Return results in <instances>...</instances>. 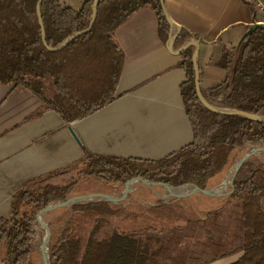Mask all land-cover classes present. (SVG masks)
<instances>
[{"label":"trees","instance_id":"trees-1","mask_svg":"<svg viewBox=\"0 0 264 264\" xmlns=\"http://www.w3.org/2000/svg\"><path fill=\"white\" fill-rule=\"evenodd\" d=\"M37 2L0 0V85L28 92L40 104L37 115L52 111L65 124L83 120L117 98L124 56L115 34L125 21L149 7L158 19L160 39L164 43L169 39L162 0H99L91 30L63 50L49 52L42 42ZM92 4L93 0H85L81 9L73 10L60 0H43L46 45L57 48L67 38L87 30ZM186 42L180 35L174 49ZM193 52L194 48L186 50L178 64L185 76L179 91L192 128V142L158 161L87 157L63 184L49 180L25 185L13 197L9 216L0 219V264H41L34 246L36 214L54 200L72 198L84 180H97L115 189L138 179L170 188L193 184L207 190L251 145H264V124L239 116H219L200 104ZM220 66L226 71L225 81L209 93L201 92L203 98L220 108L264 117V31L257 29L238 47L226 51ZM234 186L227 200L194 196L175 209L125 211L99 203L74 206L61 216L53 212L50 264H160L156 258L162 250L163 264H171L178 234L194 221L204 223L223 214L225 203L231 209L232 230L236 215L240 231V244L229 249V254L242 256L231 264H264V162L258 157L247 161ZM107 223L114 225L109 235L104 232ZM153 233L171 236L158 250L157 240L141 239Z\"/></svg>","mask_w":264,"mask_h":264},{"label":"crops","instance_id":"crops-1","mask_svg":"<svg viewBox=\"0 0 264 264\" xmlns=\"http://www.w3.org/2000/svg\"><path fill=\"white\" fill-rule=\"evenodd\" d=\"M60 1L64 7L79 10L85 0ZM162 3L187 42L178 50L173 44L170 52L167 42L174 32L169 30V39L164 43L158 35L154 11L146 7L135 13L115 34L124 56L117 98L91 116L65 124L52 111L37 115L40 104L35 97L0 85V219L9 216L13 197L26 184L78 168L87 157L158 161L192 142V128L179 91L185 76L178 66L180 56L175 53L189 42L198 44L199 88L209 93L213 86L225 81L227 74L220 66L221 59L244 40L255 24L254 14L243 0ZM262 207L264 210V202ZM210 218L192 224L202 230ZM188 237L182 239L193 244L204 238L205 243H210L208 249L214 246L205 233ZM149 238L157 240L155 249L159 250L163 244L158 242L160 234L141 236L144 241ZM241 256L242 253L228 251L196 264H231ZM156 259L163 264V250Z\"/></svg>","mask_w":264,"mask_h":264},{"label":"water","instance_id":"water-1","mask_svg":"<svg viewBox=\"0 0 264 264\" xmlns=\"http://www.w3.org/2000/svg\"><path fill=\"white\" fill-rule=\"evenodd\" d=\"M42 2L43 0H38L36 4V13H37L38 22L41 28V32H42V42L44 44L45 49L48 50L49 52H59L63 50L66 46H68L77 37L91 30L96 20L99 0H93L92 18H91L89 28L85 31L77 33L76 35L72 37L67 38L62 44H60L57 48H54V49L49 48L46 45L45 32H44V27H43L42 18H41ZM165 18H166L167 23L170 26L171 32H174L173 35H171V38L167 42V48L171 52L176 38L180 35V28L168 17L167 14H165ZM257 29H261L264 31V25L259 24V23L253 24L250 30L247 32L245 38L250 36ZM189 48L195 49L193 52V56H192V62L194 65V82H195V88H196V96L200 104L209 112L219 115V116H239V117L248 119L255 123L264 124V117L255 116V115L242 112V111H238L235 109H223V108L215 107L203 98L202 93L199 88L200 77H199V70L197 67L198 44H196L195 42H189L180 51L175 53V55L181 56ZM261 155H264V145L263 144L251 145L244 152V154H242L241 157L234 163V165L230 168V170L227 172L225 177L222 180H220L218 184H216L214 187L207 189V190H203L193 184H187V185L177 187V188H170L163 184H155V183H150V182H144L138 179H132L127 184L124 185L125 188H127L132 182L139 181L147 185L148 187H153V186L161 187L164 189V193L155 194L152 190H150L151 192L150 195H147V196L141 195V196L134 197L132 199H127L126 196L124 195H120L116 197V195L107 193V194L100 195V196L99 195L97 196H93V195L77 196L73 198L54 200L48 203L47 206H45L42 210H40L36 214L35 225L39 226V231L38 232L36 231L35 241L38 247L40 258L42 260V264H50V260H49V239L51 235L50 217H51V212L57 208H64L67 210H72L74 206L108 203V204H111L125 211H129L130 209L135 208V207H145L146 209L156 208V209L164 210L167 208H173V209L179 208L183 206L186 201H188L191 197L195 195L227 200L235 191L234 181L241 167L251 158L261 156ZM76 167H73L69 170H64L52 176H48V177H45V178H42L36 181H32L26 184V187H29L30 185H33V184H38V183H43L49 180H53L56 177L70 173ZM225 187H226V191H224ZM178 191L181 192V194H177L176 192ZM169 198H170V201H168L167 203H162L164 200H168ZM172 200H176L177 202L172 201ZM43 215L46 216V220L45 222L39 225V223L41 222V217ZM43 232L47 233L45 247H43L42 243L40 242V234Z\"/></svg>","mask_w":264,"mask_h":264},{"label":"rangeland","instance_id":"rangeland-1","mask_svg":"<svg viewBox=\"0 0 264 264\" xmlns=\"http://www.w3.org/2000/svg\"><path fill=\"white\" fill-rule=\"evenodd\" d=\"M210 104L215 106V107H218L217 103L215 104V103L211 102ZM240 157H241V155L239 156V158ZM258 158H260V160L262 162H264V155H261ZM227 172H225L220 178H218L213 183V185L215 186L216 184H218V182L225 177ZM72 176H74V173L69 175V176L61 175L59 177L54 178L51 181H53L54 183L63 184L65 182H67L69 180V178ZM214 186H212V187H214ZM150 190H152L155 194H163L164 193V189L161 187H158V186L148 187L147 185H145L139 181L132 182L130 184V186L127 188L122 186V187H119V189H115V188L106 187V186L102 185V183L97 181V180H84L76 187V193L77 194H74V196H72V198L77 197V196H91V195H93V196L99 195L100 196V195H104V194L109 193V194L116 195V197L120 196V195H124V196H126L127 199H132L134 197L141 196V195H144V196L150 195V193H151ZM193 197H191V198H193ZM168 201H170V198L168 200H164L163 202L162 201L161 202L167 203ZM172 201H176V200H172ZM137 208H140V207H135V208H132L130 210L137 209ZM141 208L146 209L145 207H141ZM151 209H156V208H151ZM151 209H146V210H151ZM168 209H173V208H167L164 210H168ZM221 209H222V211H224V213L221 215H217L216 218L211 217L208 220L207 225L205 226L206 229H205V227H202V230H201L199 227H197V225L190 224L188 229H186L185 231L178 234L176 240L173 242L172 248L174 250V259L171 261V264H196V263H199L201 261L208 259L209 257L216 256V255L224 253V252H228L229 249L236 248L239 246L240 243H239L238 239L240 237V231L238 229L239 228L238 217L236 215L234 216V218H236L235 219L236 221L234 224L235 230L233 231L232 230L233 229V220L231 217L230 207L227 205H224ZM65 211H69V210L64 209V208H57V209L53 210L51 212V217H50L51 222L54 219V216L52 214L53 212H57L56 214H58V216H61L62 212H65ZM45 220H46V216L43 215L41 217V222L43 223V222H45ZM51 222H50V224H51ZM39 225H40V223H39ZM36 227H37V232H38L39 226L37 225ZM113 228H114V225H112V224L108 225V223H107L104 226V232H108L107 235H109L113 231ZM204 229H205V231H204ZM198 233H203V234L205 233L209 238L212 239L211 244H214V246H212L211 248L208 249L207 247H208V245L210 246V243H205L204 238L203 239L201 238L200 242L197 241V242H194L193 244L190 241H186V240L182 239V238H188L189 239L188 236L190 234H198ZM78 235L82 236L83 232L79 233ZM170 236L171 235L165 234V233L160 234V238H162V239H160L158 242L163 243L164 240ZM178 240H180L179 244L176 243ZM40 242L43 244V233L40 234ZM206 244H207V246H206ZM217 244L220 245V247L215 248V246ZM34 246H35V250L37 252V257L42 264V260L40 258V254L38 252V247H37L36 241H34ZM188 250H190V252Z\"/></svg>","mask_w":264,"mask_h":264},{"label":"built area","instance_id":"built-area-1","mask_svg":"<svg viewBox=\"0 0 264 264\" xmlns=\"http://www.w3.org/2000/svg\"><path fill=\"white\" fill-rule=\"evenodd\" d=\"M248 5L254 14V23L264 25V0H243Z\"/></svg>","mask_w":264,"mask_h":264},{"label":"bare ground","instance_id":"bare-ground-1","mask_svg":"<svg viewBox=\"0 0 264 264\" xmlns=\"http://www.w3.org/2000/svg\"><path fill=\"white\" fill-rule=\"evenodd\" d=\"M129 186H130V185H129ZM129 186H128V187H129ZM176 193H177V194H181V192H179V191L176 192ZM40 224H42V222H40ZM46 236H47V233H46V232H43V244H42L43 247H45Z\"/></svg>","mask_w":264,"mask_h":264}]
</instances>
